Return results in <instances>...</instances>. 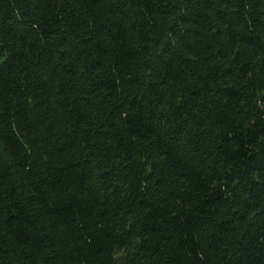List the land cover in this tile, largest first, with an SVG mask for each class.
Returning <instances> with one entry per match:
<instances>
[{
  "label": "trees",
  "instance_id": "obj_1",
  "mask_svg": "<svg viewBox=\"0 0 264 264\" xmlns=\"http://www.w3.org/2000/svg\"><path fill=\"white\" fill-rule=\"evenodd\" d=\"M264 0H0V264H264Z\"/></svg>",
  "mask_w": 264,
  "mask_h": 264
},
{
  "label": "clouds",
  "instance_id": "obj_2",
  "mask_svg": "<svg viewBox=\"0 0 264 264\" xmlns=\"http://www.w3.org/2000/svg\"><path fill=\"white\" fill-rule=\"evenodd\" d=\"M257 105L260 107H264V105L260 104L259 100H257Z\"/></svg>",
  "mask_w": 264,
  "mask_h": 264
}]
</instances>
